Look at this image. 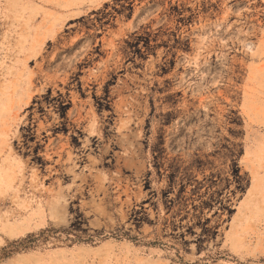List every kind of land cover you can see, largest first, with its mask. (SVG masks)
<instances>
[{
  "label": "rangeland",
  "instance_id": "374dc122",
  "mask_svg": "<svg viewBox=\"0 0 264 264\" xmlns=\"http://www.w3.org/2000/svg\"><path fill=\"white\" fill-rule=\"evenodd\" d=\"M0 264H264V0H0Z\"/></svg>",
  "mask_w": 264,
  "mask_h": 264
}]
</instances>
